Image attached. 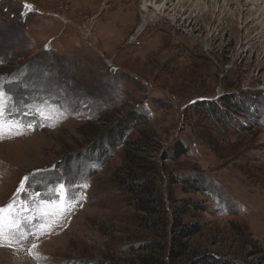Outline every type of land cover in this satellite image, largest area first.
<instances>
[{"label":"rangeland","instance_id":"374dc122","mask_svg":"<svg viewBox=\"0 0 264 264\" xmlns=\"http://www.w3.org/2000/svg\"><path fill=\"white\" fill-rule=\"evenodd\" d=\"M123 1L0 0V88L31 124L0 139V206L25 177L29 193L60 181L76 196L26 239L0 242V264H264L261 28L247 43L235 1L194 28L182 12L158 22L142 0ZM195 1L204 12L213 2ZM131 112L140 121L116 136ZM127 156L159 212L122 191Z\"/></svg>","mask_w":264,"mask_h":264},{"label":"snow or ice","instance_id":"6c2138e0","mask_svg":"<svg viewBox=\"0 0 264 264\" xmlns=\"http://www.w3.org/2000/svg\"><path fill=\"white\" fill-rule=\"evenodd\" d=\"M10 99L7 92L0 88V139L6 135L10 138L12 134H22L19 131L20 127H31V124L23 125L21 121L14 119L13 110L20 112L21 109L14 104L9 107ZM34 111L42 118H48L39 108ZM27 179V177L22 178L13 200L6 206H0V242L6 237H13L17 241L26 239L39 220H52L66 213L72 201L76 199L75 194L69 195L67 184L60 181L48 188L46 193H29ZM23 223L30 225L25 232L20 231ZM47 230L50 229L45 228V231ZM35 247L36 245L32 246ZM29 251L31 253L32 249ZM37 255L33 254L34 258H37Z\"/></svg>","mask_w":264,"mask_h":264},{"label":"bare ground","instance_id":"6f19581e","mask_svg":"<svg viewBox=\"0 0 264 264\" xmlns=\"http://www.w3.org/2000/svg\"><path fill=\"white\" fill-rule=\"evenodd\" d=\"M124 1H123V3H124ZM220 1L221 0H213V2H211V4H212L211 7L207 6V11L205 10V12H204V8L202 6L203 4H201V1H195L194 2V0H192V1H190V0H162L158 3L157 0H144V1L142 0V3L140 4L141 7L139 10L143 14H147L150 11H152V12L155 11L157 13V15L159 16L158 22L161 19L165 18V16H163L165 12L168 13V12L174 11L176 13L179 12V14L182 12V16L184 17L183 18L184 23L187 20L189 22L188 26L190 27L192 25V28H194L195 24L200 22V18L204 17L203 16L204 14L206 15L207 12L212 14L214 12L215 5L218 4ZM233 1H235V3H234L235 7H237V9H236L237 10V16H235V15L234 16L239 17L240 15H242V20H243L242 24H244V30L247 31V33L245 35L246 42L248 43L249 41H252V38L249 36H250V34L252 35L253 31L254 32L257 31L258 28H261L260 29L261 31L259 32V34L257 36L258 39H264V25H261V27L258 26V24H256V23H255V25H252V24H254L253 20H255V19L258 20L260 18V16L264 14V0H223V3H225L226 6H228V5H231L229 3H231V2L233 3ZM127 4L128 3H126V5ZM128 5L132 7L131 3ZM225 5L219 6L220 11H219L218 17L215 18L217 23L221 20L222 21L225 20V18L222 19L223 16L225 17V15H223L225 13V11H224ZM253 7H258V9H255ZM133 8H135V7H133ZM246 11H249V14H246L245 13ZM189 18H190V20H189ZM248 18H250V20ZM230 19L232 20V18L229 16V18L226 19L227 22L230 21ZM143 21L146 22V18L143 19ZM254 27L257 29H255ZM252 28H254V30H251ZM32 264H35V263H32Z\"/></svg>","mask_w":264,"mask_h":264},{"label":"trees","instance_id":"16d2710c","mask_svg":"<svg viewBox=\"0 0 264 264\" xmlns=\"http://www.w3.org/2000/svg\"><path fill=\"white\" fill-rule=\"evenodd\" d=\"M141 118L137 117V115H135L133 112L128 113L126 115V117L124 118L123 121H119L118 125L115 127V129H113L115 132V135L119 137V135H121L125 129H127L129 127V125L135 121H137ZM114 135V136H115ZM137 159L134 156H127V162L129 163V166L132 165V168H129L130 170H128V174L134 175L133 177L131 176V178H129V180H124V185L121 186L122 191H125L126 193L130 194V195H134L137 196L136 199H132L131 201V205L137 207L138 209L146 212L147 209H154L152 211V213H157L159 211H156L155 209H157V205H160V200H156L154 198L155 196V191H154V183L153 181H151L149 178H145V175L142 176H138V174H133L134 172V166H139L141 167V164H139L138 162L136 163L134 160ZM136 163V164H135ZM153 168V167H152ZM148 169L147 171H151V169ZM152 171H155L154 168ZM132 179V180H130ZM119 184H122V182H119ZM139 195H148V196H153V200H149L147 198H138ZM153 201L154 206L149 207V202ZM151 213V214H152ZM144 220L145 218H141L139 225H141V227H144ZM143 225V226H142ZM147 227H151L149 225H147ZM187 232V231H186ZM191 232V231H188ZM145 261L146 264H150V260L148 258L143 259ZM194 264H232L229 261L226 260H215L213 258H209V257H201L198 259V261Z\"/></svg>","mask_w":264,"mask_h":264}]
</instances>
